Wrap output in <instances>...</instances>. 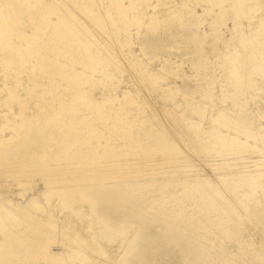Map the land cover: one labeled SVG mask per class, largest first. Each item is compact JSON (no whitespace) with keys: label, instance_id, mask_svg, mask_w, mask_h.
<instances>
[{"label":"rangeland","instance_id":"rangeland-1","mask_svg":"<svg viewBox=\"0 0 264 264\" xmlns=\"http://www.w3.org/2000/svg\"><path fill=\"white\" fill-rule=\"evenodd\" d=\"M93 1L0 0V39L6 34L13 47L0 45V200L23 206L26 214L18 212L20 220L0 229V264H83L71 257L70 246L105 251L106 256L93 254V263L84 264H264V162L254 171L260 174L255 183L247 181L240 158L231 155L188 164L178 156L182 152L175 137L180 132L170 124L176 121L171 114L185 123L200 122L195 107L207 118L200 123L198 142L211 139L209 130L215 129L264 149L259 137L209 120L227 111L244 130L264 137V79L249 75L256 87L245 85L239 95L225 77L234 53L253 47L264 57L262 13L252 20L241 16L244 27L237 34L232 26L241 7L232 10L233 0H201L197 10H207L198 30L202 35L213 23L220 25V10L226 21L219 40L212 35L204 40L210 71L197 74L193 55L181 44L179 49L177 41L155 53L141 46L148 27L164 26L166 11L185 8L181 0H163L162 5L124 0L126 9L131 6L128 21L117 11L116 0ZM184 31L178 30L179 35ZM23 35L33 36L34 42L24 41ZM113 40L119 49L112 53L107 44ZM21 47L30 49L26 57ZM239 64L243 73L254 68L248 60ZM132 67L148 80L141 83ZM207 90L209 104L204 105L198 98ZM129 101L135 104L125 109ZM19 123L26 130L17 129ZM161 142L178 155L159 151ZM229 164L231 169L223 168ZM228 176L231 190L220 195L217 179ZM52 190L57 192L45 197ZM33 197L39 206L29 205ZM236 204L243 206L241 211L233 208ZM79 235H85V242H71Z\"/></svg>","mask_w":264,"mask_h":264},{"label":"bare ground","instance_id":"bare-ground-1","mask_svg":"<svg viewBox=\"0 0 264 264\" xmlns=\"http://www.w3.org/2000/svg\"><path fill=\"white\" fill-rule=\"evenodd\" d=\"M95 1V0H94ZM94 1H93V3H94ZM117 1V6H119V9H117V11L119 12V13H121V14H123L124 15V18L128 21V19H127V17H126V14L128 13L127 11H128V9L131 7H129L128 9H126V7H124V5H123V2H124V0H116ZM159 1V2H158ZM161 1H163V0H157L156 2H158L159 4L158 5H162L163 3L161 2ZM166 1V0H165ZM182 2L180 3L181 4V6H184L185 8H179V9H177V10H175L177 7H175V11L173 12V9H172V12H167L166 11V13L163 15V22H164V26L162 27V25L161 26H155L154 27V29H152V28H150V27H148L147 28V31L149 32V34L144 38V40H143V42H142V44H141V46H142V48H143V50H145V51H147V53H155V52H158V51H160V50H163V49H166V48H168V47H175V45H172V43H174V44H176L174 41H177V43L178 44H176V45H179V44H181L182 45V48H183V46H184V51H186L187 52V54L188 55H193V58L191 59V65H192V67H193V69L194 70H196L197 72V74L198 73H201V72H209L210 71V61L208 60V58L205 56V54H204V49H203V44H204V40L206 39V37L207 36H209V35H212V36H214L216 39H218L219 40V38H220V27L222 26V25H224V22L226 21L223 17H225L224 16V14H225V10H220L221 11V14H222V16L223 17H221V19L219 20V19H217V21L220 23V25L217 23L216 24V22L215 23H213L211 26H210V31L208 32V33H206V32H204L203 33V35L198 31L199 30V28L200 27H202V26H200L201 24H204L203 23V21L205 22V20H203V19H201V17L202 16H204L203 15V13H205L207 10L205 9L204 10V12L203 13H199V11L197 10V7H196V5H200V1L201 0H181ZM186 1H188L189 3L187 4V2ZM204 1V0H203ZM202 1V2H203ZM208 1V0H207ZM210 1V0H209ZM216 0H214V2H215ZM221 1V0H220ZM223 1H225V0H223ZM222 1V2H223ZM234 1V3H235V6L234 5H232V10H233V7H241V11L239 10V11H236V18L234 17V19H235V21H234V25L232 26L233 28H232V30L233 31H235V32H237V34H238V31H241V29L243 30V27H242V23H241V16H245V15H247V19H253L254 18V15L256 14V13H262V16H260L261 18H259V20L261 19L262 20V24L264 23V5L263 4H261V0H233ZM232 1V2H233ZM115 2V1H114ZM145 2L146 1H143V6H144V4H145ZM148 2H149V0H148ZM148 2L146 3V5L148 4ZM190 2H191V4H190ZM212 2V1H211ZM222 2H220V3H222ZM225 2H227V1H225ZM231 2V3H232ZM95 3H96V1H95ZM94 3V4H95ZM98 3V2H97ZM116 3V2H115ZM197 3V4H196ZM207 3V2H206ZM230 3V2H229ZM264 3V2H263ZM44 4V3H43ZM135 4V3H134ZM133 4V6L135 7V5ZM176 4H179V2L178 3H176ZM176 4H175V6H176ZM195 4V5H194ZM205 4V3H204ZM217 4V3H216ZM223 4V3H222ZM11 5V4H10ZM113 5H115V4H113ZM130 5H131V3H130ZM151 5V4H150ZM157 5V6H158ZM166 5V4H165ZM165 5H164V7H165ZM208 5H210V4H208ZM221 5V4H220ZM112 6V5H111ZM132 6V7H133ZM202 6V5H201ZM205 6H207V4L206 5H204V7ZM211 6V5H210ZM213 6V5H212ZM211 6V7H212ZM8 7V6H7ZM43 7H46V6H43ZM116 7V6H115ZM138 7V6H137ZM140 7V6H139ZM150 7V6H149ZM156 7V6H155ZM210 7V9L209 10H213L212 8ZM214 7H215V5H214ZM223 7V6H222ZM4 8V7H3ZM47 8H48V6H47ZM113 8V7H112ZM141 8V7H140ZM145 8V7H144ZM158 8V7H157ZM160 8L161 7H159V10H160ZM219 8H220V6H219ZM239 8H237V9H239ZM2 9V8H1ZM45 9V8H44ZM133 9V8H132ZM148 9V8H147ZM149 9H151V8H149ZM156 9V8H155ZM155 9H154V11H155ZM162 9V8H161ZM208 9V8H207ZM221 9H223V8H221ZM4 10V9H3ZM7 10V9H6ZM46 10V9H45ZM139 10V9H138ZM141 10V9H140ZM145 10V9H144ZM158 10V9H157ZM230 10V9H229ZM5 11V10H4ZM64 11V10H63ZM134 11V10H133ZM147 11V10H146ZM154 11H152V13L154 12ZM214 11V10H213ZM66 12V11H65ZM113 12H114V9H113ZM118 12H117V15L116 16H118ZM132 12V11H131ZM140 12V11H139ZM141 12H143V11H141ZM159 12V11H158ZM209 12V11H208ZM207 12V13H208ZM1 13V12H0ZM41 13V12H40ZM43 13V12H42ZM41 13V14H42ZM46 13H47V11H46ZM50 12H48V14H49ZM108 13H110V12H108ZM155 13V12H154ZM161 13H162V11H161ZM77 14V13H76ZM116 14V13H115ZM132 14V13H131ZM136 14H137V12H136ZM135 14V15H136ZM142 14H144V13H142ZM160 14V13H159ZM159 14H157V15H159ZM206 14V13H205ZM219 14V13H218ZM245 14V15H244ZM1 15V14H0ZM81 15V14H80ZM129 15V14H128ZM261 15V14H260ZM84 16V15H83ZM82 16V17H83ZM108 16H109V14H108ZM130 16V15H129ZM143 16V18H144V15H141V17ZM151 16H152V14H151ZM218 16V15H217ZM257 16H258V14H257ZM4 17V16H3ZM189 17H192V19L191 18H189ZM256 17V16H255ZM7 18V17H6ZM6 18H2V20L3 19H5L6 20ZM98 18V17H97ZM121 18H123V17H121ZM135 18H136V16H135ZM149 18V17H148ZM154 18V17H153ZM152 18V19H153ZM156 19H157V17H155ZM160 18V17H159ZM158 18V19H159ZM187 18H188V20H187ZM204 18V17H203ZM82 19H84V18H82ZM102 19V18H101ZM120 19V18H119ZM138 19H141V18H138ZM157 19V20H158ZM233 19V20H234ZM243 19H245V18H243ZM251 19V20H252ZM256 19V18H255ZM254 19V20H255ZM5 20H4V22H5ZM7 20L9 21V19L7 18ZM7 20H6V22H7ZM86 20H88V19H85V21ZM103 20V19H102ZM102 20H99V21H102ZM112 20V19H111ZM116 20V19H115ZM125 20V21H126ZM155 20V19H154ZM114 21V20H113ZM117 21H118V19H117ZM130 21V20H129ZM159 21H161V20H158V22ZM214 21H216V20H214ZM6 22L4 23V24H6ZM87 22V21H86ZM120 22V21H119ZM122 22H124V21H122ZM131 22V21H130ZM134 22V21H133ZM144 22V21H143ZM156 22V21H155ZM154 22V23H155ZM157 22V23H158ZM162 22V21H161ZM160 22V23H161ZM126 23V22H125ZM152 23H153V21H152ZM153 23V24H154ZM159 23V24H160ZM212 23V22H211ZM12 24V23H11ZM131 24H132V22H131ZM156 24V23H155ZM162 24V23H161ZM13 25V24H12ZM68 25V24H67ZM67 25H65V26H62L63 28L64 27H66ZM133 25V24H132ZM135 25V24H134ZM2 26H3V21H1V18H0V31H2L1 30V28H2ZM6 26V25H5ZM8 26V25H7ZM9 26H10V23H9ZM9 26L8 27H6V28H8L9 29ZM93 26L96 28V26H95V24H93ZM93 26H90V27H93ZM152 26H154V25H152ZM69 27V26H68ZM100 27H102V26H100ZM5 27H4V30L6 29ZM12 28H13V26H12ZM59 28H61V27H59ZM62 28V29H63ZM92 29V28H91ZM96 29H98V28H96ZM105 29V28H104ZM103 29V30H104ZM139 29H140V27H139ZM7 30V29H6ZM59 30H61V29H59ZM58 30V31H59ZM66 30V29H65ZM69 30V29H68ZM68 30H66V31H68ZM100 30V32H102V30L101 29H99ZM98 30V31H99ZM178 30H181V32L183 31V30H186V32H185V34L184 33H182V34H180L179 35V33L180 32H178ZM8 31V30H7ZM11 31V30H10ZM14 31V30H13ZM12 31V32H13ZM63 31H64V29H63ZM65 31V32H66ZM70 31V30H69ZM69 31L67 32V33H69ZM104 31H106V30H104ZM9 32V31H8ZM11 32V33H12ZM108 32V31H107ZM62 33V32H61ZM99 33V32H98ZM104 33V32H103ZM102 33V34H103ZM176 33V34H175ZM210 33V34H209ZM4 34H5V32H4ZM3 33H1V35L3 36L4 35ZM70 34V33H69ZM240 34V33H239ZM6 35V34H5ZM4 35V41L3 40H1L0 39V45H2L3 47H5V46H7V45H9V43H8V41H10L9 39H11V38H9L8 39V41H6V39H5V36ZM11 35V34H10ZM98 35V34H97ZM100 35V34H99ZM9 36V35H8ZM102 36V35H101ZM107 35H105V37H106ZM1 37V36H0ZM10 37V36H9ZM23 38H24V41H26L25 39H27V41H29V42H31L32 43V41L34 40V38H33V36H31V35H23L22 36ZM100 37V36H99ZM103 37V36H102ZM101 37V38H102ZM7 38V37H6ZM23 38H22V40H23ZM73 38V37H72ZM71 38V39H72ZM109 38H112V37H110L109 36ZM108 38V39H109ZM181 38V40H183V41H181V40H179V39ZM73 39H76V37H74ZM99 39V38H98ZM104 38H102L101 39V41L103 40ZM100 40V39H99ZM110 40V39H109ZM72 41V40H71ZM78 41V40H77ZM106 41V40H105ZM114 41V40H113ZM178 41H180V42H178ZM6 42V43H5ZM34 42V41H33ZM74 42V41H73ZM79 42V41H78ZM104 42V41H103ZM116 41H114V43H112V42H110L109 44H107V45H109V47L111 48V49H113V50H111V52L112 51H114V49H119L118 47H117V42L115 43ZM264 42V41H263ZM28 43V42H27ZM76 43V42H75ZM107 43V42H106ZM262 43V42H261ZM7 44V45H6ZM247 44H249V42H247V40H244L243 41V44L242 45H244V47H246L247 46ZM255 44V43H254ZM253 44V45H254ZM259 44V46H261L260 45V43H257V45ZM263 45H264V43H262ZM31 45H33V44H31ZM30 45V46H31ZM106 45V44H105ZM106 45V46H107ZM256 45V44H255ZM30 46H28L27 45V48L28 47H30ZM34 46H36V45H34ZM86 46V45H85ZM120 46H122V45H119V47ZM259 46H256V47H259ZM1 47V46H0ZM9 47H11V45H9L8 46V48ZM18 47V46H17ZM38 47V46H37ZM108 47V46H107ZM123 47V46H122ZM179 47V49H182V48H180L181 46L179 45L178 46ZM8 48H6V50L8 49ZM11 48H13V47H11ZM19 48V47H18ZM21 48H23V47H21ZM32 48H33V46H32ZM36 48V47H35ZM110 48H108V49H110ZM185 48H187V49H189V50H187V49H185ZM260 48V47H259ZM262 48V47H261ZM1 49V48H0ZM17 48H15V50H16ZM20 49V48H19ZM24 50H27V54L25 53V51H24V53L26 54H23V55H25V57L28 55V52H30V49H31V47H30V49H26V47L25 48H23ZM22 49V50H23ZM34 49V48H33ZM37 49V48H36ZM10 49H8V51H9ZM29 50V51H28ZM35 50V49H34ZM38 51H39V47H38V49H37ZM256 50H257V48L255 49V48H253V47H248L246 50H244L245 51V54H238V53H234L233 55H234V57H232L231 58V61H230V66H228L229 68H227L228 70H227V72H226V76L225 77H228L231 81H232V84L235 86V88H236V93L237 94H239V95H241L242 94V87L243 86H245V85H248V86H251V87H256V81H255V79H253V78H251V76H249V75H251V74H255V75H259V76H261L263 79H264V57L263 56H261L260 57V55H259V57L256 55V53L258 52L259 53V49L257 50V52H256ZM17 51V50H16ZM15 51V52H16ZM32 51V50H31ZM117 51H120V50H117ZM116 51V52H117ZM10 52V51H9ZM8 52V53H9ZM18 52V51H17ZM17 52H16V54H17ZM87 52V51H86ZM35 53V52H34ZM80 53V52H79ZM89 53V52H88ZM113 53V52H112ZM11 54V53H10ZM10 54H9V56H10ZM20 54H21V51H20ZM30 54H32V52L30 53ZM81 54V53H80ZM116 54V53H115ZM31 56V55H30ZM80 56V55H79ZM78 56V54H77V57H79ZM91 56V55H90ZM11 57H12V55H11ZM15 57H17L16 55H15ZM23 57V56H22ZM35 57H36V55H35ZM37 58V57H36ZM80 58V57H79ZM93 59L92 60H94V57H92ZM10 60H12V58H9ZM17 59H21V58H18L17 57ZM25 59V58H24ZM81 59V58H80ZM14 60H16L15 58H14ZM13 60V61H14ZM22 60V59H21ZM21 60H19L20 62H21ZM241 60H248L250 63H252L253 64V66H254V68L253 69H247L246 70V72H240L239 71V69H240V61ZM5 61V60H4ZM18 61V62H19ZM24 60H22V62H23ZM77 61H78V58H77ZM15 62V61H14ZM14 62H12V63H14ZM17 62V63H18ZM81 62V61H80ZM16 63V64H17ZM19 64H21V63H19ZM14 65V64H13ZM226 66H227V62H226ZM20 67V66H19ZM21 68H23V67H21ZM133 68V67H132ZM137 69V68H136ZM136 69L134 70V68H133V70L135 71L134 73H136V74H134L135 76H136V78L138 79V80H140L141 81V79H142V82L141 83H143V80H145V79H147V78H145V77H143L142 78V76L141 75H139L140 73H138V71H136ZM148 80V79H147ZM139 81V82H140ZM261 89L262 90H264V86L263 87H261ZM209 95V91L207 90V92H206V94L205 95H201V96H199V100H200V103H202V104H204V105H208L209 104V100H208V98H207V96L206 95ZM79 96V94L76 96V97H78ZM83 97V96H82ZM81 97V98H82ZM80 99V98H79ZM78 99V100H79ZM78 102V101H77ZM79 103V102H78ZM80 103H81V100H80ZM135 103L133 102V101H129V102H127L126 103V107H125V109L127 108H130V107H132L133 105H134ZM125 106V105H124ZM123 106V107H124ZM242 106V104L240 103V104H237V107L239 108V107H241ZM193 109V113H195V114H197V115H199V116H201V120H200V122H189V123H185L184 121H182L181 119H180V116H178L177 114H171V115H173V118L176 120V121H174V120H172L173 122L171 123V121H170V124H171V126H172V128H173V130L174 129H176L175 131H177V133H179L180 134V140H181V142H180V140L178 139V137H179V135H177L175 138H176V142H177V144L178 145H176L177 147L179 146V148H177L178 150L180 149V151L182 152V155H178V156H184L183 158H182V160H184L186 163H188V164H194V165H196V160L197 161H199L198 159H200V161H204V162H207V159H205V158H208V160L210 159V158H212V161H214V159L213 158H215L216 159V157H227V156H229V155H231V156H233L232 158L234 159V157H236V159L237 158H240L239 160H240V162H241V166H242V169H245V170H243V171H245V173L247 174V175H245V177H247V181H249V182H251V183H255V181H256V179L260 176V174L258 173V172H254V171H257L258 170V167L262 164V162H264V149L263 150H259V149H257L256 147H251V146H249L246 142H242L237 136H235V137H232L230 134H228V135H224V134H222L221 132H219V131H217V130H215V129H210L209 130V132L211 133V135H210V138L211 139H209L208 141H203V142H198V139L200 138V135H199V129H200V123L204 120V119H207L205 116H204V114H202V112H200V111H198L195 107H193L192 108ZM167 115H169L168 113H166ZM172 117V116H171ZM172 118V119H173ZM212 123H215V122H217V123H219L221 126H224V127H227V128H231V129H235V130H242L243 131V133L244 134H246V137H259V140H261V141H263L264 142V137L261 135V134H258V135H255V134H253L251 131H249V130H244V128L243 127H241L240 125H239V120L237 119V118H235V117H233L232 115H231V113H229V112H227V111H219L218 113H216V114H213L211 117H210V119H209ZM20 124V123H19ZM26 125V124H25ZM171 126H169V128H171ZM14 127V126H13ZM16 127V126H15ZM27 128V127H26ZM171 128V129H172ZM15 129V128H14ZM17 129H23V126H22V123L20 124V125H18L17 126ZM28 129V128H27ZM171 129H169V130H171ZM19 130H17V131H19ZM23 130H26V129H23ZM205 130H207L206 128H205ZM17 131H15L14 130V132H17ZM13 132V133H14ZM22 132V131H21ZM171 132V131H170ZM19 132H17V134H18ZM176 133V132H175ZM176 133V134H177ZM17 134H15L16 135V137L15 138H17L18 137V135ZM25 134V133H24ZM20 136V135H19ZM175 136V135H174ZM11 138H13L14 139V137L12 136ZM20 138V137H19ZM179 140V141H178ZM168 141V140H167ZM169 142V141H168ZM4 143H5V141H4ZM204 143V144H203ZM211 143V146H213V148L212 149H206V146L208 145L209 146V144ZM7 144V143H6ZM170 144V143H169ZM2 148V147H1ZM3 148H5V146L3 147ZM171 148H173V146L171 147ZM158 149H159V151H167L168 149H170V147L167 145V143L165 144V142L163 143V142H161V144H159L158 145ZM174 149H175V147H174ZM170 151H171V149H170ZM173 151V150H172ZM171 151V152H172ZM164 152V153H165ZM170 152V153H171ZM180 152V153H181ZM2 152H0V154H1ZM162 153V152H161ZM160 153V155H161V160H162V157L164 156V154L162 153L161 154ZM176 153H178V152H172V154L174 155L175 154V156H177L176 155ZM159 155V156H160ZM165 155H166V153H165ZM157 156H158V154H157ZM157 156L155 157V158H157ZM158 156V157H159ZM154 158V160H156V161H161V160H157V159H155ZM160 158V157H159ZM158 158V159H159ZM197 158V159H196ZM203 158V159H202ZM245 158H246V160H245ZM202 159V160H201ZM206 161H205V160ZM247 159L249 160V161H247ZM155 161V162H156ZM198 164H200V163H198ZM230 165L231 164H229L228 166H226V167H223V168H225V169H231L230 168ZM72 166V165H71ZM74 166V165H73ZM218 167V166H217ZM220 168V167H219ZM223 168H222V166H221V169L223 170ZM249 168H253L254 170H249ZM256 168V169H255ZM217 170H219L218 168H217ZM188 171V170H187ZM229 179H231V176H228V177H225V178H218L217 179V183H216V191L221 195V194H226V193H228L231 189H230V181H229ZM48 183H47V186H52V183H50L48 180H46ZM76 189V188H75ZM55 191L57 192V190H52V191H49L48 193H46L45 194V197H49V198H51V194H54L55 193ZM60 192V191H59ZM70 192V191H69ZM71 192H73V191H71ZM64 193V192H63ZM66 193H68L67 191H66ZM69 194H71V193H68V195ZM68 195H66V197L68 196ZM57 196H58V194H57ZM63 196V195H62ZM65 196V195H64ZM66 197H63V198H66ZM59 198H60V196H59ZM1 200H2V198H0ZM9 199V198H8ZM1 200H0V229H8V228H11L12 227V225H13V223L15 224V220H20L19 219V217H20V215H19V213L18 212H20L22 215H24V216H26V214L24 213V211H23V206H20V205H18V204H13L10 200H8V201H6V203L5 202H1ZM37 199L36 198H32L30 201H29V205H30V203L32 204V205H34V206H39V204L37 203V201H36ZM3 201V200H2ZM13 201V200H12ZM82 202H83V200H81ZM14 202V201H13ZM90 202V201H89ZM92 202V201H91ZM10 204H13L16 208L15 209H12V207L10 206ZM90 206H92V203H90L89 204ZM233 208L235 209V210H238V211H241L242 210V208H243V206L242 205H239V204H236L235 206H233ZM91 209H92V207H91ZM65 215H66V213H64ZM65 217H67V216H65ZM21 219H22V217H21ZM24 219V218H23ZM77 220V219H76ZM77 221H79V220H77ZM77 221H76V223H73V224H76V226L78 225V223H77ZM19 225V224H18ZM16 226V225H15ZM75 226V227H76ZM80 226V225H79ZM74 227V228H75ZM76 230H78V227H76L75 228ZM80 230H82V229H80ZM78 232V231H77ZM81 232V231H80ZM76 233V232H75ZM74 233V235H76ZM78 234H79V232H78ZM82 235V234H81ZM81 235H79L80 236V238L79 237H77V238H75V239H73L72 238V240H71V242H73V240H77V241H79L80 242V240H82V242L81 243H83V242H85V239H84V236L85 235H83V237H81ZM86 241H87V238H86ZM88 242V241H87ZM80 243V244H81ZM86 245H87V243H85ZM89 244V243H88ZM85 245V246H86ZM73 246V245H72ZM88 246V245H87ZM86 246V247H87ZM75 247V246H74ZM74 247H71L70 246V255H71V257H76L77 258V260H79V261H82L83 262V264H84V262H90V261H92V263H93V260L91 259V255H102V256H106V253H105V251H99V253H95V252H88V251H80V250H77V249H74ZM81 247V246H80ZM79 247V248H80ZM89 248H90V246H88ZM90 251V250H89ZM77 255V256H76ZM79 255H81L82 257H84V258H78L79 257ZM95 260H96V258H95V256L93 257ZM68 259L70 260V258L68 257ZM97 259H98V257H97ZM94 260V261H95ZM100 260V259H99ZM99 260H97V261H99ZM96 262V261H95ZM95 264V263H94Z\"/></svg>","mask_w":264,"mask_h":264}]
</instances>
